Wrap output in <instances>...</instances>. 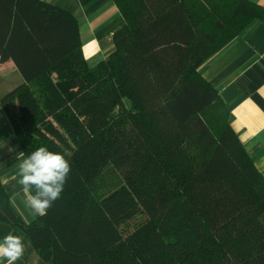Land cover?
I'll list each match as a JSON object with an SVG mask.
<instances>
[{
  "label": "trees",
  "instance_id": "obj_1",
  "mask_svg": "<svg viewBox=\"0 0 264 264\" xmlns=\"http://www.w3.org/2000/svg\"><path fill=\"white\" fill-rule=\"evenodd\" d=\"M114 1L124 24L91 66L72 13L0 0V52L23 77L0 107L24 157L46 147L71 166L31 222L0 179V222L46 264H264V174L200 71L264 7Z\"/></svg>",
  "mask_w": 264,
  "mask_h": 264
},
{
  "label": "crops",
  "instance_id": "obj_2",
  "mask_svg": "<svg viewBox=\"0 0 264 264\" xmlns=\"http://www.w3.org/2000/svg\"><path fill=\"white\" fill-rule=\"evenodd\" d=\"M72 13L79 21L85 58L91 66L108 58L114 50L112 35L125 21L114 0H44ZM264 7V0H250ZM203 76L218 88L230 110V123L238 132L256 166L264 174V22L255 21L247 30L200 68ZM23 77L5 50L0 52V92H9ZM22 148L12 125L0 107V179L13 204L27 222L36 219L26 205L19 184ZM19 157V159H18ZM23 238L25 252L17 264H46L31 243L10 224L0 222V241L8 235ZM6 264V261H0Z\"/></svg>",
  "mask_w": 264,
  "mask_h": 264
},
{
  "label": "clouds",
  "instance_id": "obj_3",
  "mask_svg": "<svg viewBox=\"0 0 264 264\" xmlns=\"http://www.w3.org/2000/svg\"><path fill=\"white\" fill-rule=\"evenodd\" d=\"M70 172L71 166L65 156L46 147L38 148L23 159L19 164V184L26 205L34 215L45 216L53 203L60 199ZM24 252L21 236L8 234L0 241V261H6V264H17Z\"/></svg>",
  "mask_w": 264,
  "mask_h": 264
},
{
  "label": "rangeland",
  "instance_id": "obj_4",
  "mask_svg": "<svg viewBox=\"0 0 264 264\" xmlns=\"http://www.w3.org/2000/svg\"><path fill=\"white\" fill-rule=\"evenodd\" d=\"M0 90L2 91V90H3V88L1 87V89H0ZM1 91H0V92H1Z\"/></svg>",
  "mask_w": 264,
  "mask_h": 264
}]
</instances>
